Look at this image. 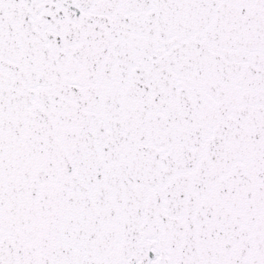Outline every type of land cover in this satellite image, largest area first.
<instances>
[{
	"label": "snow or ice",
	"instance_id": "snow-or-ice-1",
	"mask_svg": "<svg viewBox=\"0 0 264 264\" xmlns=\"http://www.w3.org/2000/svg\"><path fill=\"white\" fill-rule=\"evenodd\" d=\"M0 264H264V0H0Z\"/></svg>",
	"mask_w": 264,
	"mask_h": 264
}]
</instances>
